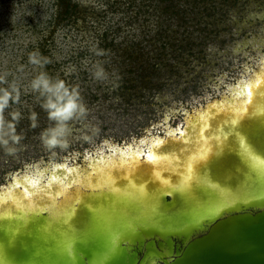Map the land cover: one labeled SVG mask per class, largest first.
Returning <instances> with one entry per match:
<instances>
[{
	"label": "rangeland",
	"instance_id": "374dc122",
	"mask_svg": "<svg viewBox=\"0 0 264 264\" xmlns=\"http://www.w3.org/2000/svg\"><path fill=\"white\" fill-rule=\"evenodd\" d=\"M68 10V13H66ZM256 43V44H255ZM38 51L47 62L29 61ZM264 57V0H0V188L59 166L144 146L225 95ZM103 68V75L94 73ZM79 94L63 146L40 72Z\"/></svg>",
	"mask_w": 264,
	"mask_h": 264
},
{
	"label": "bare ground",
	"instance_id": "6f19581e",
	"mask_svg": "<svg viewBox=\"0 0 264 264\" xmlns=\"http://www.w3.org/2000/svg\"><path fill=\"white\" fill-rule=\"evenodd\" d=\"M259 60L227 94L184 116L178 127L191 125L187 142L167 138L169 130L177 127L168 128L163 136L144 140V146L98 154L81 166H57L44 180L16 177L0 188V264H163L160 260L171 264L192 238L207 232L217 219L264 210V57ZM253 89L246 104L244 94ZM241 106L249 109L244 125L251 135L215 141L209 139L216 135L211 127L205 129L206 135L201 133L202 112H211L209 123L223 130L230 127L226 121ZM165 139L158 151L170 154V159L155 171L142 162L133 171L122 159L146 155ZM206 143H220L222 149L189 194L177 191L188 183L181 165ZM126 174L133 186L128 185ZM112 175L120 177L116 183L124 191H108ZM136 184L143 185L140 198L134 194ZM90 186L95 203L101 206L96 236L69 253L61 208L77 196L82 199ZM75 206L79 208V202Z\"/></svg>",
	"mask_w": 264,
	"mask_h": 264
},
{
	"label": "snow or ice",
	"instance_id": "6c2138e0",
	"mask_svg": "<svg viewBox=\"0 0 264 264\" xmlns=\"http://www.w3.org/2000/svg\"><path fill=\"white\" fill-rule=\"evenodd\" d=\"M253 91L254 89L244 94L246 104L249 103L248 98L253 96ZM248 117L249 109L241 106L236 109L231 118L226 121L230 127L221 130L220 128H216L214 124L209 123V121L212 120V113L205 111L200 114L199 128L201 133H205V129L211 127L216 135L209 137V139L215 141H225L229 136L240 137L242 134H252L244 125V120ZM236 125H238V127H231ZM190 129L191 125L186 124L183 129L177 127L174 131L169 130L167 138L187 142L188 132ZM165 143L166 139L159 140L155 145H153L152 150H150L146 155L137 153L135 154L136 159L124 157H122V159L126 160V164L130 165L133 171L138 168V164L141 162L149 166H154L152 170L155 171L156 167L166 164L170 159V154H163L158 151V149H160ZM221 149L222 144L220 143H206L198 152L190 155L187 162L181 165L184 169H186L184 175L187 176L188 183L185 184L183 188L177 187L176 190L181 191L186 195L189 194L190 189L195 187L196 183L199 181L202 170L213 162V158L219 151H221ZM171 160L172 162H176L177 157L172 156ZM58 167L62 166L58 165ZM115 167H118V165ZM105 170L107 171V169ZM119 178L120 177L118 175L111 176L110 183L106 185L109 192L125 190L124 186L116 183ZM125 178L128 180V185L133 186L132 179L127 174L125 175ZM134 187L137 189L134 194L137 198H140L143 195V185L136 184ZM154 197L155 194H153V198ZM77 202H79V208L75 206ZM61 212L62 215L60 223L64 226L66 246L69 253L76 250L75 245L78 243L91 241L96 236L95 225L97 218L101 213V206L95 203V191L91 188V186L89 189L85 190L82 199L77 196L62 205Z\"/></svg>",
	"mask_w": 264,
	"mask_h": 264
},
{
	"label": "water",
	"instance_id": "95a60500",
	"mask_svg": "<svg viewBox=\"0 0 264 264\" xmlns=\"http://www.w3.org/2000/svg\"><path fill=\"white\" fill-rule=\"evenodd\" d=\"M171 264H264V210L217 219L207 232L192 238Z\"/></svg>",
	"mask_w": 264,
	"mask_h": 264
},
{
	"label": "clouds",
	"instance_id": "9594fccd",
	"mask_svg": "<svg viewBox=\"0 0 264 264\" xmlns=\"http://www.w3.org/2000/svg\"><path fill=\"white\" fill-rule=\"evenodd\" d=\"M29 61L36 65H41L47 62V58H41L40 53L35 51L29 54ZM103 68H98L94 75L99 78L103 75ZM31 87L38 90L42 95L48 94L45 97V107L48 110L50 119L54 120L53 126L45 129L41 133L43 143L48 148L63 146L65 143L64 137L69 129L67 122L74 116H79L85 112L82 103L79 102V94L75 89H69L63 80L56 79L54 82L45 73L40 72L34 77L31 82ZM9 93L3 92L0 96V106L7 104Z\"/></svg>",
	"mask_w": 264,
	"mask_h": 264
},
{
	"label": "trees",
	"instance_id": "16d2710c",
	"mask_svg": "<svg viewBox=\"0 0 264 264\" xmlns=\"http://www.w3.org/2000/svg\"><path fill=\"white\" fill-rule=\"evenodd\" d=\"M66 13H68V10H66Z\"/></svg>",
	"mask_w": 264,
	"mask_h": 264
}]
</instances>
